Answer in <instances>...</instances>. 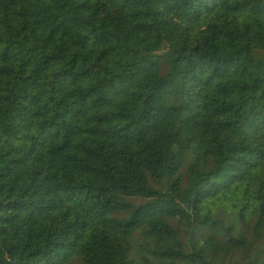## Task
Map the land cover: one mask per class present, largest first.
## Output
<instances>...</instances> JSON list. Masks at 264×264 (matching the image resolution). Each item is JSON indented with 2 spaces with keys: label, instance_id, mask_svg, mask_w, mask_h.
<instances>
[{
  "label": "trees",
  "instance_id": "trees-1",
  "mask_svg": "<svg viewBox=\"0 0 264 264\" xmlns=\"http://www.w3.org/2000/svg\"><path fill=\"white\" fill-rule=\"evenodd\" d=\"M237 193L251 217L195 221ZM152 219L150 258L130 237ZM172 220L226 240L191 249ZM257 246L247 264H264V0H0V264Z\"/></svg>",
  "mask_w": 264,
  "mask_h": 264
},
{
  "label": "rangeland",
  "instance_id": "rangeland-1",
  "mask_svg": "<svg viewBox=\"0 0 264 264\" xmlns=\"http://www.w3.org/2000/svg\"><path fill=\"white\" fill-rule=\"evenodd\" d=\"M247 200H250L247 198ZM232 206H245V211L243 213L244 216L251 217L250 214H253L255 207L257 206L253 201H246L243 199L240 193H237L234 196L229 197L225 200H220L214 203L213 206L209 207L208 210H205V207L200 213L195 217L196 222H201L207 217L209 213V219L219 218L223 221L222 217L219 214L220 212L229 213L232 210ZM217 215V216H216ZM247 219V218H246ZM155 220L152 219L150 221H146L143 225H141L138 229H136L131 234V241L133 247L136 251H143L142 255L148 256L151 258L147 247H151L155 241L154 236L149 233V224L154 223ZM235 221H232L233 224ZM171 229L175 232L180 241L185 245L191 244V249L204 251L206 253L208 251L207 240L213 239L217 240L221 243L225 242V237L219 230H207L197 225H192L187 222H180L177 220H172L170 222ZM188 245V246H189ZM193 246V247H192ZM261 246L254 247L252 250L248 251L244 256L241 254H233L228 260L229 264H247V260H256L254 258V254L259 251ZM160 264H179L178 262H172L168 260H159Z\"/></svg>",
  "mask_w": 264,
  "mask_h": 264
}]
</instances>
